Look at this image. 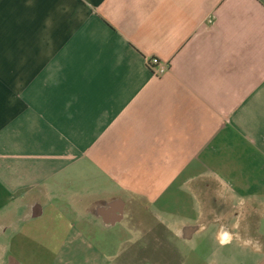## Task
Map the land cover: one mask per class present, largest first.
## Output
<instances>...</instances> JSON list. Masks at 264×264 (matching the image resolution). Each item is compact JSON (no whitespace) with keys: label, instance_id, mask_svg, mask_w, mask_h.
<instances>
[{"label":"crops","instance_id":"crops-1","mask_svg":"<svg viewBox=\"0 0 264 264\" xmlns=\"http://www.w3.org/2000/svg\"><path fill=\"white\" fill-rule=\"evenodd\" d=\"M0 264H264V0H0Z\"/></svg>","mask_w":264,"mask_h":264},{"label":"built area","instance_id":"built-area-1","mask_svg":"<svg viewBox=\"0 0 264 264\" xmlns=\"http://www.w3.org/2000/svg\"><path fill=\"white\" fill-rule=\"evenodd\" d=\"M147 66L155 76H162L169 70V64L158 58L147 60Z\"/></svg>","mask_w":264,"mask_h":264},{"label":"clouds","instance_id":"clouds-1","mask_svg":"<svg viewBox=\"0 0 264 264\" xmlns=\"http://www.w3.org/2000/svg\"><path fill=\"white\" fill-rule=\"evenodd\" d=\"M225 240H227V237H225ZM223 242H224V241H222V243H223ZM250 243H252L251 240L245 241V244H250ZM256 250H257V251L260 250V246H259V244L256 245Z\"/></svg>","mask_w":264,"mask_h":264},{"label":"rangeland","instance_id":"rangeland-1","mask_svg":"<svg viewBox=\"0 0 264 264\" xmlns=\"http://www.w3.org/2000/svg\"><path fill=\"white\" fill-rule=\"evenodd\" d=\"M153 249H154V247H153ZM151 252H152V250H151ZM152 253H153V252H152ZM142 254H143V253H140L139 256L136 255V256L134 257V259L136 260V259L139 258Z\"/></svg>","mask_w":264,"mask_h":264}]
</instances>
